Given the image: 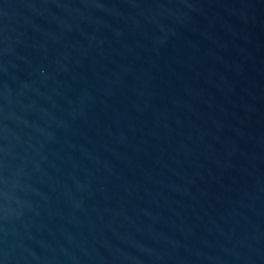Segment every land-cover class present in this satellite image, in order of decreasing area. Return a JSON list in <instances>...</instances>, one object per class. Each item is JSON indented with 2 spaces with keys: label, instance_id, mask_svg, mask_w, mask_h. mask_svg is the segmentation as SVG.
I'll use <instances>...</instances> for the list:
<instances>
[{
  "label": "water",
  "instance_id": "1",
  "mask_svg": "<svg viewBox=\"0 0 264 264\" xmlns=\"http://www.w3.org/2000/svg\"><path fill=\"white\" fill-rule=\"evenodd\" d=\"M0 264H264V0H0Z\"/></svg>",
  "mask_w": 264,
  "mask_h": 264
}]
</instances>
